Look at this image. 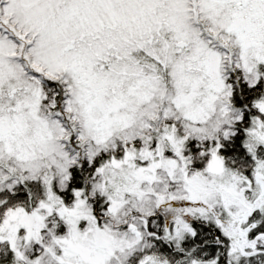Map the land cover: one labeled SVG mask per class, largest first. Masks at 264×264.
<instances>
[{
    "label": "snow or ice",
    "instance_id": "obj_1",
    "mask_svg": "<svg viewBox=\"0 0 264 264\" xmlns=\"http://www.w3.org/2000/svg\"><path fill=\"white\" fill-rule=\"evenodd\" d=\"M0 264H264V0H0Z\"/></svg>",
    "mask_w": 264,
    "mask_h": 264
}]
</instances>
